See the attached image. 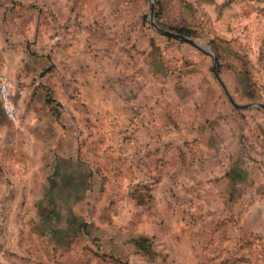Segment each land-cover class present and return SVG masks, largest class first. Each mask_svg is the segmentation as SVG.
I'll return each mask as SVG.
<instances>
[{"label":"rangeland","instance_id":"rangeland-1","mask_svg":"<svg viewBox=\"0 0 264 264\" xmlns=\"http://www.w3.org/2000/svg\"><path fill=\"white\" fill-rule=\"evenodd\" d=\"M153 2L159 27L212 49L235 102L264 104V0ZM149 12L0 0L17 111L0 101V264H264V109L234 108L210 56ZM77 136L89 196L56 198L51 227L41 154Z\"/></svg>","mask_w":264,"mask_h":264},{"label":"crops","instance_id":"crops-1","mask_svg":"<svg viewBox=\"0 0 264 264\" xmlns=\"http://www.w3.org/2000/svg\"><path fill=\"white\" fill-rule=\"evenodd\" d=\"M63 137H65L64 134L62 136L61 134L58 135L60 140ZM60 140L53 142L52 148L42 151L41 154V157L43 156V158L48 159L46 161H49L44 164L47 166L44 171L46 175L43 177L46 186L41 189V192L43 191V198L45 196L48 198V210L51 213L50 222H53L50 223L51 227L54 226L55 220H61L62 211L66 210L65 201L56 198H75V203L77 202V206L81 207L83 203L81 198L89 196L88 191L83 190V186L85 183L90 185L94 178L92 166L83 156L78 136L75 144L73 141V144L71 142L67 148H61ZM41 209L43 210L45 207L42 206ZM73 218L77 220L76 215ZM68 226L71 227L70 224Z\"/></svg>","mask_w":264,"mask_h":264},{"label":"water","instance_id":"water-1","mask_svg":"<svg viewBox=\"0 0 264 264\" xmlns=\"http://www.w3.org/2000/svg\"><path fill=\"white\" fill-rule=\"evenodd\" d=\"M150 3V12H149V16H150V23L151 25L161 34L178 39V40H182L185 42H189L190 44H192L193 46H195L197 49L203 51L204 53H206L207 55L210 56L211 60H212V72L215 76V78L217 79L218 83L220 84V86L222 87L225 95L227 96L229 102L232 104V106L236 109H245L248 107H257V108H262L264 109V104L263 103H259V102H253V103H248V104H238L237 102H235V100L233 99L232 95L230 94L227 86L225 85L224 81L222 80L220 73H219V69L217 66V57L215 55V53L212 51V49L204 43H199L191 38H188L184 35L163 29L161 27H159L156 22L154 21V2L153 0H149Z\"/></svg>","mask_w":264,"mask_h":264},{"label":"built area","instance_id":"built-area-1","mask_svg":"<svg viewBox=\"0 0 264 264\" xmlns=\"http://www.w3.org/2000/svg\"><path fill=\"white\" fill-rule=\"evenodd\" d=\"M12 87V81L4 73H0V101L7 118L15 121L17 119V111L11 99Z\"/></svg>","mask_w":264,"mask_h":264}]
</instances>
